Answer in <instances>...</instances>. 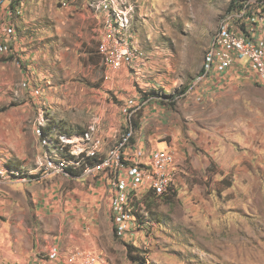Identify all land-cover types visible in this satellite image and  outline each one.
<instances>
[{
	"label": "rangeland",
	"instance_id": "obj_1",
	"mask_svg": "<svg viewBox=\"0 0 264 264\" xmlns=\"http://www.w3.org/2000/svg\"><path fill=\"white\" fill-rule=\"evenodd\" d=\"M244 1L264 16L263 0H123L145 62L112 71L99 53L105 23L93 0H21L16 9L0 0V46H8L0 52V161L35 177L0 183V264H40L53 246L65 255L103 251L110 264H264V85L232 72L225 86L183 92L221 17ZM131 100L147 103L131 116ZM41 112L78 133L101 116L102 128L117 132L107 150L137 123L144 151L174 154L176 196L142 186L131 231L116 236L114 175L39 169Z\"/></svg>",
	"mask_w": 264,
	"mask_h": 264
},
{
	"label": "built area",
	"instance_id": "obj_2",
	"mask_svg": "<svg viewBox=\"0 0 264 264\" xmlns=\"http://www.w3.org/2000/svg\"><path fill=\"white\" fill-rule=\"evenodd\" d=\"M261 4L264 7V0ZM91 6L103 13L105 28L99 43V53L105 66L112 71L124 67L140 70L144 65L145 55L133 44L132 36L127 31L132 7L127 6L123 0H93ZM260 17L257 10L245 1L221 17L206 53L203 69L188 92L209 82L214 75H229L232 72L250 74L257 83L264 85V31L258 21ZM263 18L264 16L261 17ZM5 32L12 37L15 35V28L10 26ZM7 49V45L0 46L2 53ZM24 86L27 87L28 84ZM34 92L40 94L38 89ZM146 103L147 101L138 105L133 100L129 101V108H133L130 115L133 116ZM50 123L51 119L45 117L44 112L39 114L35 122L34 133L40 152L39 169L51 176L95 177L103 171L114 175L111 208L115 231L119 237H124L132 229L134 214H137L135 201L142 186L157 197L175 190L173 186L177 163L174 154L169 148L147 152L142 147L132 145L136 135L133 126L107 150L108 139L115 138L117 132L103 129L99 115L81 133L68 134L58 128L49 130ZM125 165L128 166L125 168ZM33 176L22 168L9 167L0 162V183H27L35 179ZM40 264L110 263L101 251L78 250L64 255L59 247L53 246Z\"/></svg>",
	"mask_w": 264,
	"mask_h": 264
},
{
	"label": "trees",
	"instance_id": "obj_3",
	"mask_svg": "<svg viewBox=\"0 0 264 264\" xmlns=\"http://www.w3.org/2000/svg\"><path fill=\"white\" fill-rule=\"evenodd\" d=\"M20 1H21V0H15V5H12V8H13V9H16V7L19 6ZM16 5H17V6H16ZM236 5H237V3H233V4L231 5L229 11L233 10L234 8H236ZM188 88H189V87H186V89H184L183 92H185V91L187 92V91H188ZM169 97H171V98H173V99L175 98L174 95H173V96H169ZM135 125H136V128H137V129L135 128V130H138V129H139V125H138L137 123H135ZM53 128H58L59 130H61V131H63V132H66V133H68V134L78 133V132L68 131V130L65 129V127H64L63 125H60L58 122H53V121H51L50 126H49V130H51V129H53ZM81 132H82V131H81ZM81 132H79V133H81ZM6 165L9 166V167H16V168H19V166H12L10 162H8ZM151 193H153V192L151 191ZM153 194H154V193H153ZM171 195L176 196V192H175V190L172 191L170 194L165 195V196H163V197H166L167 199H171V198H173ZM155 196H156V195H155ZM170 196H171V197H170ZM137 218H138V219L140 218V224L143 225L144 222H143V220L141 221L142 215H139V214H138V217H137ZM115 230H116V229H115ZM115 233H116V231H115ZM116 236H118L117 233H116ZM118 237H119V236H118ZM136 258H137V260L140 259V257H136Z\"/></svg>",
	"mask_w": 264,
	"mask_h": 264
},
{
	"label": "crops",
	"instance_id": "obj_4",
	"mask_svg": "<svg viewBox=\"0 0 264 264\" xmlns=\"http://www.w3.org/2000/svg\"><path fill=\"white\" fill-rule=\"evenodd\" d=\"M88 13H89V11H88ZM231 74H233V73H230L229 75H231ZM228 74L227 75H214L211 79H210V81L209 82H206V83H204L198 90H203V91H209V89H215V88H218L219 86H225V84H224V81H226L227 80V77L229 76ZM197 90V91H198ZM138 131L139 130H136V135L138 134ZM136 135H135V137L133 138V141H132V145H134L135 147H140L139 145H141V144H139L138 145V142H136ZM142 147H143V145H141ZM0 162H2V161H0ZM3 163V162H2ZM49 251V250H48ZM47 251V252H48ZM101 252H103V251H101ZM64 255H65V253H64ZM67 255V254H66ZM38 259H36V261H37ZM39 262H40V260H39Z\"/></svg>",
	"mask_w": 264,
	"mask_h": 264
}]
</instances>
